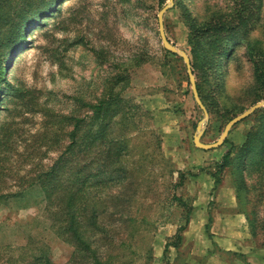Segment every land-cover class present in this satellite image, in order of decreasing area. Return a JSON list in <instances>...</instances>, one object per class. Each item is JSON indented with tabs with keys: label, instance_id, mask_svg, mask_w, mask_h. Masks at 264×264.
<instances>
[{
	"label": "rangeland",
	"instance_id": "1",
	"mask_svg": "<svg viewBox=\"0 0 264 264\" xmlns=\"http://www.w3.org/2000/svg\"><path fill=\"white\" fill-rule=\"evenodd\" d=\"M243 1L181 0L196 24L246 22L212 68L191 73L202 111L179 55L192 58L177 0H61L6 49L15 10L35 0H0V264H264V157L213 176L227 150L233 158L246 133L259 131L264 105L218 147L192 141L199 126V142L213 144L230 119L264 102L246 48L256 42L264 56V0H248L239 20ZM164 6L175 54L158 36ZM109 93L115 113L106 134L90 140L89 106ZM76 120L75 140L92 145L76 148L68 168L99 158L105 170L82 169L87 181L68 202L73 171L46 191L36 178L69 153Z\"/></svg>",
	"mask_w": 264,
	"mask_h": 264
},
{
	"label": "trees",
	"instance_id": "2",
	"mask_svg": "<svg viewBox=\"0 0 264 264\" xmlns=\"http://www.w3.org/2000/svg\"><path fill=\"white\" fill-rule=\"evenodd\" d=\"M61 0H35L33 4H28L27 6H24L22 8H17L14 12V20L11 21L10 26L7 27L6 30V36L4 35V42L3 49L10 46L12 40L16 38V40L19 39V37L22 36L24 31L29 28L34 22L40 20L41 18H45L48 15L54 13L57 10V7L59 6V2ZM165 0H158V5L162 6ZM176 0H173L175 2ZM178 5L181 9V15L186 23V27L188 29V37H187V44L190 46L191 51V59L189 60L191 73L202 74L203 67L205 66L206 70L212 68L211 64H214V60L217 59L219 56L226 55L228 51L231 49L232 43H229L230 37H232L238 30L239 25L243 26L246 25V22H242L237 25H230L226 23L225 21H222V19H215L209 21L208 19L203 24H196L193 18H190V13L186 11V7L184 4H182L181 0H177ZM248 0H244L241 3V6L238 10H235L236 17L240 20L242 19V16L245 14V12L249 9L247 8ZM33 5V6H32ZM209 32H213L214 35H211ZM204 33H207L208 36H205L206 40L204 41V46L199 47V43L195 40L198 36L203 37ZM6 37V39H5ZM209 39V40H208ZM228 39V41H227ZM256 42H252L251 44L247 43L246 48L248 51V57L250 58L251 67L253 71V77L254 82L257 85L258 90H262V95L264 97V56L260 50V48H256ZM1 48V47H0ZM2 68L0 64V81L2 79ZM118 79V78H117ZM197 93L199 98V90L197 85L195 84ZM6 90H4L5 92ZM113 100L114 97H112V93H109L107 97L97 102L95 105L89 106L92 112V123L96 125L95 130H93V133L90 136L91 139H98L100 136H104L106 134L107 129V122L108 120L114 115V106H113ZM79 129L78 120L75 121L73 125V131L72 136L74 137V140L71 141V145L73 146L68 147L67 151L69 153L65 152L60 157L59 160L52 165V167L49 169L47 174H45L42 177L36 178V181L39 182L40 187L46 191L48 187L50 186V182L54 183L57 181L58 177L60 175H63L65 170L73 171V177H74V183L70 187L71 189L67 193V201L71 202L73 201V197L77 192L76 187L78 188V184H83L86 179V175L81 174L82 169H88L93 164L100 170L99 173H101V167L104 169V164L98 165L100 162H102L101 159L97 158L96 160L94 158H90L87 161H82L83 164L81 165V162H72V168H68L67 165L70 163V156L72 155L73 151L77 148H83L85 150H88L87 147H90L92 145V142L86 141L84 142L81 140V144L78 142V139L76 138L74 134ZM259 131H249L246 133L245 138L243 142L241 143L239 148H236L238 150L235 153V156L231 158V152H228V150L221 156L220 162L214 166L215 172L213 176L215 178H218L219 174L224 171L225 169H231L232 172V165L242 167L246 162L250 165H261L263 163V149L264 148V113L261 115V123L258 125ZM91 133V132H89ZM225 140H223L222 143H224ZM116 148V150H120L119 144H113ZM111 147L112 144L110 143L108 148L109 152L111 154ZM233 146H231L232 148ZM79 150V149H78ZM121 151V150H120ZM86 154V153H85ZM90 154V153H89ZM89 154L86 156L88 157ZM85 157V158H86ZM118 154L114 156L113 160L116 161L118 159ZM235 161L233 164L232 162ZM111 162V161H110ZM109 162V163H110ZM233 166V167H234ZM116 171H120L119 167L116 168ZM105 170V169H104ZM104 173V172H103ZM212 176V177H213ZM215 182H218L217 179H215ZM72 189H75L73 192H71ZM175 200H178V203L180 205L183 204V202H180L179 199L175 198ZM70 215H73L72 212H70ZM72 217V216H70ZM188 221V217L185 219V222ZM180 230V228H179ZM178 230V231H179ZM177 239H179V236L177 234ZM176 244L171 245L172 247H177L178 242H175ZM169 244H165L164 251L166 252V249Z\"/></svg>",
	"mask_w": 264,
	"mask_h": 264
},
{
	"label": "water",
	"instance_id": "3",
	"mask_svg": "<svg viewBox=\"0 0 264 264\" xmlns=\"http://www.w3.org/2000/svg\"><path fill=\"white\" fill-rule=\"evenodd\" d=\"M171 3V0H169V5ZM168 8V6H164L162 7L159 12L157 13L156 16V20H157V29H158V36L160 39V43L163 47L164 50L170 52V53H178L177 50L172 47L168 41L166 40L164 33H163V27H162V14L163 12ZM184 65H185V69H186V73H187V77L190 83V88H191V93L193 96V99L196 103V105L203 111V106L198 98L197 92H196V88H195V84H194V80H193V76L191 74L190 71V67H189V61L187 56L184 53H179ZM262 105H264V102L261 103H257L253 106H251L248 110L236 115L235 117H233L232 119H230L223 127L220 135L218 136L217 140L213 143V144H201L199 142V135H200V127L196 126L195 130H196V134L193 136V144L194 146H196L199 149L202 150H209L211 148H215L218 147L224 140V138L226 137L228 131L230 130V128L238 123L239 121H241L242 119H244L245 117H247L249 114H251L253 111H255L256 109H258L259 107H261Z\"/></svg>",
	"mask_w": 264,
	"mask_h": 264
},
{
	"label": "crops",
	"instance_id": "4",
	"mask_svg": "<svg viewBox=\"0 0 264 264\" xmlns=\"http://www.w3.org/2000/svg\"><path fill=\"white\" fill-rule=\"evenodd\" d=\"M227 220H228V218H226ZM226 251H230V250H227V249H225V252ZM211 253V252H210ZM212 255H217V256H213V257H215V259H218V258H220L221 259V255H218V254H216V253H212L210 256H212ZM212 258V257H211ZM225 263V262H224Z\"/></svg>",
	"mask_w": 264,
	"mask_h": 264
}]
</instances>
